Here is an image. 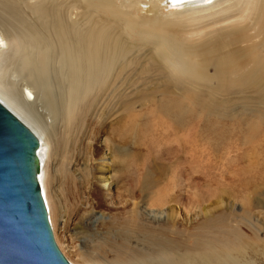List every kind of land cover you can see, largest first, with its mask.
Here are the masks:
<instances>
[{"label":"bare ground","instance_id":"obj_1","mask_svg":"<svg viewBox=\"0 0 264 264\" xmlns=\"http://www.w3.org/2000/svg\"><path fill=\"white\" fill-rule=\"evenodd\" d=\"M147 47L173 75H188L195 82L191 87L225 92L240 86L243 75L260 77L264 0H0V102L40 140L39 179L58 247L71 264H253L247 256L255 253L235 246L209 251L181 244L148 228L142 213L120 219L114 214L103 225V237L80 226L95 246L74 261L66 254L58 223L79 216L85 199L80 182L88 185L92 210L103 209L104 195L117 185L105 168L101 178L85 165L71 169L80 162L74 143L85 127L82 120L118 86L129 57ZM182 103L159 105L173 129L190 116ZM154 185L152 175L143 173L139 193ZM81 219L74 220L77 227Z\"/></svg>","mask_w":264,"mask_h":264},{"label":"rangeland","instance_id":"obj_2","mask_svg":"<svg viewBox=\"0 0 264 264\" xmlns=\"http://www.w3.org/2000/svg\"><path fill=\"white\" fill-rule=\"evenodd\" d=\"M126 63L131 64L118 86L82 120L85 127L74 143L80 162L71 167L81 171L88 166L97 178L105 168L117 185L111 196L104 195L105 207L92 210L88 185L80 182L85 199L76 220L83 218L82 223L77 227L74 218L58 223L66 254L74 261L78 252L95 246L82 234L83 227L103 237V225L114 214L120 219L142 213L148 228L167 232L181 244L209 251L235 246L255 253L247 256L253 264H264V62L260 77L243 75L242 85L225 92L191 87L195 82L188 75H173L148 47ZM168 100H180L183 112L190 111L175 129L159 112L160 103ZM145 172L155 188L140 194ZM67 204L72 206V200ZM50 226L58 246L51 221Z\"/></svg>","mask_w":264,"mask_h":264},{"label":"water","instance_id":"obj_3","mask_svg":"<svg viewBox=\"0 0 264 264\" xmlns=\"http://www.w3.org/2000/svg\"><path fill=\"white\" fill-rule=\"evenodd\" d=\"M40 140L0 102V264H70L38 182Z\"/></svg>","mask_w":264,"mask_h":264}]
</instances>
